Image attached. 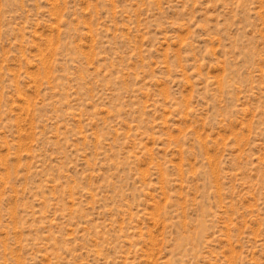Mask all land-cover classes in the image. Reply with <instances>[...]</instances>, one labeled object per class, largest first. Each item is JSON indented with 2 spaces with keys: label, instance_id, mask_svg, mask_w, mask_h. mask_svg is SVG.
Segmentation results:
<instances>
[{
  "label": "rangeland",
  "instance_id": "1",
  "mask_svg": "<svg viewBox=\"0 0 264 264\" xmlns=\"http://www.w3.org/2000/svg\"><path fill=\"white\" fill-rule=\"evenodd\" d=\"M0 264H264V0H0Z\"/></svg>",
  "mask_w": 264,
  "mask_h": 264
}]
</instances>
